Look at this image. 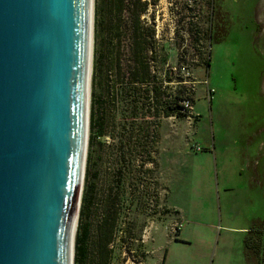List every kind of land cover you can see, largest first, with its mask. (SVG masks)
<instances>
[{"label": "rangeland", "instance_id": "374dc122", "mask_svg": "<svg viewBox=\"0 0 264 264\" xmlns=\"http://www.w3.org/2000/svg\"><path fill=\"white\" fill-rule=\"evenodd\" d=\"M146 2L164 68L193 76L194 101L177 118L146 111L139 84L115 93L104 72L132 6L93 0L105 71L89 94L72 264H258L243 239L264 226V0Z\"/></svg>", "mask_w": 264, "mask_h": 264}, {"label": "water", "instance_id": "95a60500", "mask_svg": "<svg viewBox=\"0 0 264 264\" xmlns=\"http://www.w3.org/2000/svg\"><path fill=\"white\" fill-rule=\"evenodd\" d=\"M92 3L0 0V264L72 263Z\"/></svg>", "mask_w": 264, "mask_h": 264}, {"label": "trees", "instance_id": "16d2710c", "mask_svg": "<svg viewBox=\"0 0 264 264\" xmlns=\"http://www.w3.org/2000/svg\"><path fill=\"white\" fill-rule=\"evenodd\" d=\"M124 1L131 5L132 9L127 17L128 21L118 33V42L120 41L122 44L117 46L118 50L122 49V52L119 51L115 55L116 60L114 56L112 57L111 68L108 69L109 74L103 70L105 68L104 61L99 57L98 49L94 46L97 38L93 29L90 95L95 93V87L98 84L103 83L102 73L105 71L106 80L110 81L108 85L115 93L117 90L128 89V85L139 84L140 104L145 107L146 111L154 108L158 112L160 111L159 113L163 116L174 115L177 118L188 116L190 106L194 101V93L189 85L194 80L193 76L191 74L184 76L181 72V65L176 66L175 70L169 66L164 68L165 58H163L162 49L155 37L154 26L148 24L142 17L147 8L146 0ZM135 5L137 7L134 10ZM201 62L204 67L209 65L208 60H201ZM166 89L170 90L168 94L165 93ZM91 116L90 114V128ZM87 171L88 166L86 165L84 175H87ZM83 205L84 202L80 203L77 227L81 225L79 220ZM79 241V233L77 234L76 231L74 260L79 248ZM243 254L246 263L250 262V255L254 254L258 259V264H264V226L246 231L243 239Z\"/></svg>", "mask_w": 264, "mask_h": 264}, {"label": "bare ground", "instance_id": "6f19581e", "mask_svg": "<svg viewBox=\"0 0 264 264\" xmlns=\"http://www.w3.org/2000/svg\"><path fill=\"white\" fill-rule=\"evenodd\" d=\"M93 1V0H92ZM92 13V11H91ZM91 65H92V59H91ZM92 75V74H91ZM90 94V93H89ZM89 94L86 93V100H85V105H86V117L88 116V111H89ZM87 131H88V126H87ZM84 165H85V159H84ZM77 222V221H76ZM76 228H77V224H73V227H72V231H71V234L73 235V237L71 238V242H70V246H73L72 248V252L74 250V240H75V234H76ZM73 242V244H72ZM74 253V252H73ZM73 253H72V258H73ZM73 261V259H72ZM72 264V263H71Z\"/></svg>", "mask_w": 264, "mask_h": 264}]
</instances>
